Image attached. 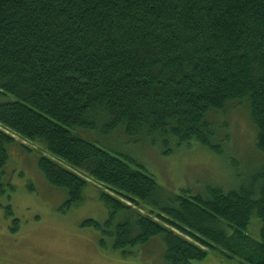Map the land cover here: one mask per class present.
<instances>
[{"label": "trees", "instance_id": "obj_1", "mask_svg": "<svg viewBox=\"0 0 264 264\" xmlns=\"http://www.w3.org/2000/svg\"><path fill=\"white\" fill-rule=\"evenodd\" d=\"M241 104L264 156V0H0V195L14 134L41 143L39 167L66 207L101 187L110 218L84 226L124 255L161 237L164 264H264V163L231 189L168 194L132 156L80 135L102 124L222 155L218 116Z\"/></svg>", "mask_w": 264, "mask_h": 264}, {"label": "rangeland", "instance_id": "obj_2", "mask_svg": "<svg viewBox=\"0 0 264 264\" xmlns=\"http://www.w3.org/2000/svg\"><path fill=\"white\" fill-rule=\"evenodd\" d=\"M218 121H228L230 132L222 155L196 141L188 145L175 138L164 145L160 138L154 140L146 133H107L102 124L83 129L80 135L116 155L132 156L168 194L191 191L207 195L210 186L237 187L241 175L253 173L259 168L256 165L264 163V156L256 150L257 130L245 104L230 106ZM14 137L16 143L8 146L3 173L7 192L0 195V264H164L161 237L129 247L131 253L124 255L107 234L84 226L89 219L104 224L110 218L100 199L101 187L92 181L82 203L66 207L67 191L53 186L39 167V154H49L46 146L17 134ZM126 215L118 217L117 223ZM260 229L261 222L255 217L249 231L259 236ZM194 264L229 263L210 255Z\"/></svg>", "mask_w": 264, "mask_h": 264}]
</instances>
